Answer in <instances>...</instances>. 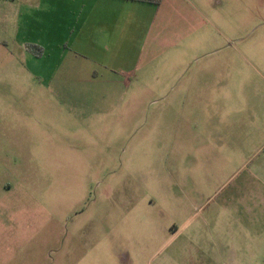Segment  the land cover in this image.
<instances>
[{
	"label": "rangeland",
	"instance_id": "1",
	"mask_svg": "<svg viewBox=\"0 0 264 264\" xmlns=\"http://www.w3.org/2000/svg\"><path fill=\"white\" fill-rule=\"evenodd\" d=\"M19 2L0 0V264H264V145L222 142L198 108L222 95L180 94L172 51L123 81L83 60L36 79L46 35L14 26ZM211 2L264 65V0ZM263 75L245 66L235 117L257 143Z\"/></svg>",
	"mask_w": 264,
	"mask_h": 264
},
{
	"label": "crops",
	"instance_id": "2",
	"mask_svg": "<svg viewBox=\"0 0 264 264\" xmlns=\"http://www.w3.org/2000/svg\"><path fill=\"white\" fill-rule=\"evenodd\" d=\"M211 1L22 0L15 10L13 23L20 30L45 32L46 40L35 43L41 45L47 65L37 71L35 78L56 85L64 79L61 70L65 61L67 64L80 63V60L92 62L106 73L123 77V81L139 70H147L172 51L180 67L177 76H183L188 69L192 72L188 83L177 87L180 94L216 96L220 93L222 103L206 102L198 107L199 112L220 110L222 142L230 138V131L237 132L238 138L232 142L237 149L242 143L245 153L252 147L258 149L260 143L264 145L251 138L245 140L246 132L235 120L245 66L248 64L264 73V65L254 51L250 53L246 49L240 26L228 25L227 20H222L224 16H238L241 11L215 8ZM209 65L219 70L218 76L210 71L213 68L206 70ZM49 86L48 82L45 88ZM204 122L205 128H209ZM259 129H264V122ZM138 225H143L142 219Z\"/></svg>",
	"mask_w": 264,
	"mask_h": 264
},
{
	"label": "trees",
	"instance_id": "3",
	"mask_svg": "<svg viewBox=\"0 0 264 264\" xmlns=\"http://www.w3.org/2000/svg\"><path fill=\"white\" fill-rule=\"evenodd\" d=\"M136 1V0H135ZM137 1H141V2H153V0H137ZM33 47H35L36 48V50H37V53L35 54L37 57H41L42 56V54H43V49L42 48H40V47H37V46H33Z\"/></svg>",
	"mask_w": 264,
	"mask_h": 264
}]
</instances>
